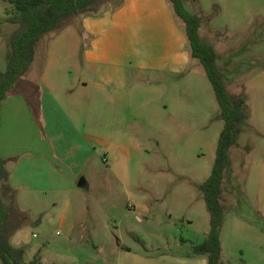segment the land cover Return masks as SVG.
<instances>
[{
    "label": "rangeland",
    "instance_id": "rangeland-1",
    "mask_svg": "<svg viewBox=\"0 0 264 264\" xmlns=\"http://www.w3.org/2000/svg\"><path fill=\"white\" fill-rule=\"evenodd\" d=\"M183 4L200 18L201 38L217 55L228 95L245 101L222 186L221 264H264V0ZM7 9L8 0H0V72L16 29L5 23ZM67 36L43 40L27 79L37 90L47 65L72 67L67 53L75 48ZM196 64L173 86L168 80L162 88L133 94L126 120L100 117L99 141L116 147L110 151L95 142L97 167L85 170L84 186L17 196L29 219L12 239L24 250L23 264L34 258L40 264H207L193 253L210 230L200 186L211 174L224 122L215 91ZM112 123L115 130L108 127ZM69 237L84 239L77 246L66 242Z\"/></svg>",
    "mask_w": 264,
    "mask_h": 264
},
{
    "label": "crops",
    "instance_id": "crops-1",
    "mask_svg": "<svg viewBox=\"0 0 264 264\" xmlns=\"http://www.w3.org/2000/svg\"><path fill=\"white\" fill-rule=\"evenodd\" d=\"M78 30L74 33L69 27L61 33L73 37L75 49L67 53L74 60L72 67L47 65L38 90L32 82L27 87L30 97L37 90L38 99L27 101L20 94L1 105L0 155L9 160L10 183L17 196L67 192L80 180L84 186L85 170L97 167L95 142L100 141L95 132L100 117L126 120L133 94L162 88L168 80L173 86L174 80L197 68L167 0H123L115 12L83 17ZM81 37L85 44L78 61ZM162 104V111H167ZM114 124L108 127L115 130ZM104 144L110 151L116 147L109 141ZM83 239L69 237L66 242L79 246Z\"/></svg>",
    "mask_w": 264,
    "mask_h": 264
},
{
    "label": "trees",
    "instance_id": "trees-1",
    "mask_svg": "<svg viewBox=\"0 0 264 264\" xmlns=\"http://www.w3.org/2000/svg\"><path fill=\"white\" fill-rule=\"evenodd\" d=\"M122 1L8 0L10 9L5 11V23L16 26V29L9 38L10 57L6 70L0 72V108L3 101L11 96L24 94L27 101L38 97L37 90L31 97L28 94L27 87L33 84L27 79L41 44L48 35L60 34L71 26L79 28L85 16L97 17L106 11L115 12L121 8ZM167 2L175 18L182 23L180 26L188 41L190 58L199 61L215 91L224 122L217 141L211 174L200 186L210 217V230L205 242L193 249L194 255L206 257L207 264H221L219 228L224 217L222 186L230 163L229 152L236 146L240 133L238 125L245 119V101L241 98L232 99L228 95L223 75L217 65V55L201 38L200 18L185 9L183 0ZM37 109L38 103L35 112ZM35 117L39 121L36 113ZM8 163L9 160L0 155V260L3 264H23L24 250L15 247L12 239L27 225L29 219L18 206L17 190L11 186ZM28 264L40 262L34 258Z\"/></svg>",
    "mask_w": 264,
    "mask_h": 264
},
{
    "label": "water",
    "instance_id": "water-1",
    "mask_svg": "<svg viewBox=\"0 0 264 264\" xmlns=\"http://www.w3.org/2000/svg\"><path fill=\"white\" fill-rule=\"evenodd\" d=\"M78 186H79V187L83 186V180H80V181L78 182Z\"/></svg>",
    "mask_w": 264,
    "mask_h": 264
},
{
    "label": "built area",
    "instance_id": "built-area-1",
    "mask_svg": "<svg viewBox=\"0 0 264 264\" xmlns=\"http://www.w3.org/2000/svg\"><path fill=\"white\" fill-rule=\"evenodd\" d=\"M34 237H36V236L34 235Z\"/></svg>",
    "mask_w": 264,
    "mask_h": 264
}]
</instances>
